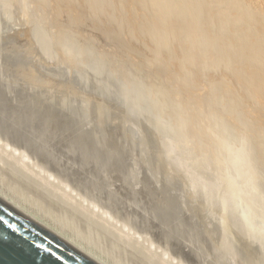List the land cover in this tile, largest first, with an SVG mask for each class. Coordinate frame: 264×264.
I'll return each instance as SVG.
<instances>
[{
  "label": "rangeland",
  "instance_id": "374dc122",
  "mask_svg": "<svg viewBox=\"0 0 264 264\" xmlns=\"http://www.w3.org/2000/svg\"><path fill=\"white\" fill-rule=\"evenodd\" d=\"M206 1L210 2V0H147L143 3L142 12L144 15L147 14V16L148 13L153 15L152 17L159 16V21L164 24L165 28H168L174 24L173 12L174 10H176V8L178 12L184 13L182 11L188 12V9H191L192 3L202 4V2ZM212 1V6L218 10H225L227 8L228 0ZM243 1L246 10L247 8L249 10L251 28L257 38L263 36L259 41L261 42L260 45L264 47V31H262L264 27V0ZM64 3L66 4L67 1H65ZM96 4V7H98L103 13V15L99 16V20L104 17H110L113 23H120V19L116 16L115 13L116 11H119L120 6L122 7L120 9H123V3L119 2V0H97ZM16 6V4H8L5 0H0V23L4 22L3 24H0V134H2L0 135V138H3V135H5L6 138L8 133H11V135H15L17 133L14 137L8 136V139L10 138L9 140L12 141V144L10 145L11 148L13 147L12 149H10V147H8L9 149L7 148V142L3 140L5 138L0 140V147H2L0 148V169H5L3 171L5 172V174H3V172L2 174L0 173V194L6 196L11 201H14L16 205L20 206L22 209L26 210L36 218H39V220H42L44 224L57 231L61 236L73 241L76 245L83 247V249L92 252L97 258H99L100 260H104L106 264H215V262H217L216 264H264V162H262L263 159H261V161L259 159L256 161L254 160L257 159L256 154H254L257 152V149L254 151L255 147L257 146V143H254L255 140L252 139L249 134L243 133L242 136H240L241 138L233 137L235 138V140L232 141V139H229V134L232 132V129H230L229 131H225L227 133L221 135L224 137V141L227 143V147L229 149L231 147V150L233 151L227 153L226 150H224V154V151H222L223 149H220V151H218L219 156H221V160L219 159V162H221L222 159L223 161L219 164V162H216L217 157H215L213 154H210L209 149L201 150L198 147L197 143L195 146L194 141L196 140L194 137H191L192 139L190 140V137H185V140H183L184 137L176 138L174 136L175 129L174 131H171L170 129L171 124L169 117L165 118L164 115L158 112V109L155 105L148 103L149 98L146 99V97H148L147 93L144 96L142 95L144 98L142 96L141 98L138 97L139 95H137L133 88L129 87L127 82H122V80H124L123 78H121L122 80L120 81L119 75H117L116 73H111L112 69H110L105 61H103L102 65H99L98 67V65L93 61L83 60L84 57L81 55L79 56L78 53L75 54L76 56H73L74 60L72 59L71 61H69L67 57L64 59V57L67 55L64 56L63 53H60L59 49H55L54 44H52L50 47L48 46V50H45V46H43V48L45 47L43 49L41 45H44L45 40L43 38L42 39L44 41L42 39L40 40L38 33L41 34L40 31L44 32V30H47L46 32L47 35H49L48 37H50L49 39L52 40L54 38L50 34V32H48L49 20L45 17L43 18V16H38L34 12L33 1L31 2L28 0V5L26 6V8L28 14L33 10V14L37 15L35 16V18L32 13L30 14L31 16H24L19 8H13L14 12L13 10L11 11L12 7ZM30 6L33 7L31 10ZM19 12H21L22 14H20ZM19 14L21 18L19 17ZM22 17L25 23L22 21ZM63 17L64 20H67L68 13H64ZM25 18L28 20H26ZM41 18L48 20V22L47 20H44L46 25L44 24L43 20L39 21L41 20ZM17 19L19 22L16 23ZM31 20L35 22L33 23ZM21 22L22 24L24 23V26L21 24ZM28 22H30V25L26 24ZM4 24L6 25V27H4ZM134 24L136 23L134 22ZM42 25L45 26L41 28ZM28 26L29 28H34H31L32 30L30 33L32 35L28 33L30 31ZM36 29L38 33L36 32ZM38 29L41 30L39 31ZM98 29L104 31L107 34H111L104 23L103 27H99ZM24 31H26V33ZM35 34L36 36H34ZM165 36L167 37V39H169L168 33H166ZM6 37H9L10 40L8 38L7 40ZM32 37L34 38V40L32 39L30 41V38ZM36 37L38 38V40ZM5 39L7 41H4ZM51 40L50 42H53L54 39L52 41ZM34 41L36 43H34ZM99 42H101V44L103 43L104 45V42L102 40H99ZM32 43L37 47H33ZM39 43H41V45ZM111 45L114 46V44L112 43L110 45H107L106 47ZM33 48L36 50L32 51ZM183 48L187 49L185 46ZM49 49H52L54 51ZM262 50L264 51V48ZM194 53L197 54L198 51L195 50ZM34 56H36V58ZM28 57L31 58L28 59ZM200 57L202 58L204 57V55L201 54ZM91 63L93 64V66ZM192 68L194 70L197 69L196 66H192ZM31 69L34 72L36 70L37 76L39 77V80H36L37 82H31L24 76V73ZM96 76L98 78H96ZM80 77L84 78L81 79ZM44 79L48 82H51L50 80H55V82H52L54 86H51L50 84V88H48L49 86L41 82L44 81ZM124 83H126V85ZM210 83V81H208L207 83L206 80L202 87L197 86L196 89L199 90L200 93H203V95L201 96H204L207 100L209 99L211 107L215 106V103L212 102L213 97L214 101H221L224 98L232 99L231 97L233 96L226 95L225 92L223 94V91L221 89H210V87L212 86V84ZM128 87L130 88V90L128 89ZM26 88H28L29 91ZM119 88H122V90H119ZM211 90L216 92L217 95L211 97ZM125 92L126 94H122ZM52 95L54 96L51 97ZM218 95L220 96L218 97ZM25 96L28 98V100L36 102L31 103L27 100V98H25ZM43 97L46 100H44ZM40 100L41 105L38 102ZM38 106L41 107V111L43 110L42 107L45 106L44 110L41 112ZM101 106L104 107L102 108ZM51 108L54 111H52ZM114 108L116 111L114 110ZM189 109L192 108L190 107ZM205 109L207 112L209 111L208 107H206ZM66 110L68 111L65 113ZM104 111H107V113H105ZM114 111L116 113V117L122 115L119 117L120 119L122 117L121 120L119 118H114ZM185 111V109L182 111L183 117L188 116V113H185ZM111 112H113L114 114H112ZM46 113L48 114V116ZM111 114L113 115V117ZM27 117L29 118L27 119ZM110 117L114 120H112ZM210 120L213 121V119ZM15 123H17L18 125ZM39 125L42 126L41 129ZM233 131L235 132V129ZM40 133L43 134L41 135ZM105 136H107L108 138ZM159 138L162 141H159ZM186 139L187 143L185 142ZM189 141L192 142H190V147L188 144ZM231 142H233L234 144ZM187 144L188 146H186ZM89 145H93V149H95V152L93 154L92 152L90 154L87 151V149L90 148ZM180 146L183 147L181 148ZM172 147L174 149L177 148V151L174 149L172 150ZM187 147L191 149L188 150ZM3 148H5L6 150ZM14 148H19V150H17L18 152ZM234 148H236L235 151ZM195 149L196 152H194L193 154L192 151H195ZM21 150L24 153H22ZM19 151L21 152L19 153ZM27 153L29 154L27 155ZM231 153L233 155L237 153V157L235 156L236 158L234 159V156L231 155ZM24 154L25 158L21 157ZM165 154L167 155L168 159ZM195 154L198 155L197 158ZM202 156L203 161L201 159ZM163 158H165V160ZM180 158H182L183 160ZM193 159L197 160L194 161ZM1 161L4 162L2 163ZM33 161H36V165L32 163ZM193 161L194 165H192ZM216 163H218L219 165ZM222 163L226 166L224 167ZM198 164L202 166L200 167ZM221 164L223 167H221ZM37 165H39V167ZM191 165L193 166V168H191ZM252 166L256 168H253ZM15 167L16 171L12 169ZM195 167L198 169H196ZM224 168L225 170H223ZM254 169L257 173H254ZM205 170L208 172H206ZM36 171L38 174L36 173ZM61 171L63 172L61 173ZM7 172H9L17 180H20L19 182L22 181L21 183L24 186L22 184H14L15 181L11 180V178L7 175L9 173ZM16 172L17 174H19L17 175ZM202 173H204V175ZM262 174L263 177L261 176ZM6 175L8 178H10L9 180ZM25 177H27L28 179H25ZM203 177L205 178L203 179ZM216 177L219 180L216 179ZM229 177H231L230 180ZM182 178L186 179L183 180ZM56 179L58 181H56ZM87 179L89 182L87 181ZM211 179L214 181H211ZM10 180L12 181L11 183L9 182ZM48 181H50L49 184ZM85 182H87L88 184ZM219 182H223L224 184H220ZM232 183H235L234 185L236 186H234ZM228 184L230 185L228 187H232V189H235L238 186L236 188L238 190H227ZM29 188L33 191L30 190V192ZM19 190L22 191L19 192ZM45 191H47V193ZM52 191H56L54 192L55 195H53ZM235 191H239L238 194H229V192ZM27 192L28 194H26ZM226 192H228V194H226ZM39 195H41L42 198H45L42 199ZM235 196L238 198H236ZM48 200L50 203L48 202ZM232 200L234 201V203ZM248 200L250 201L248 202ZM52 204H56L57 206H52ZM58 207L60 208L58 209ZM211 207H213V209H211ZM161 209L164 211H162ZM153 212L155 213V215ZM259 213L260 216L258 215ZM164 214L166 215V217ZM238 218H240V220ZM258 219H260L261 221ZM250 220H252L253 223ZM248 226H250L251 228ZM257 226H259V229L255 228ZM85 227L87 228V230ZM232 227L235 229H233ZM252 228L255 229L251 230ZM110 232L114 233L111 234ZM231 233L232 235H235L232 236ZM252 234H254L255 236ZM134 247H136V250L133 249ZM242 247L244 248V250ZM249 252L251 254H249ZM251 255L255 256V258ZM148 256L150 258H148ZM251 257L253 258L252 261ZM152 258L153 260H151Z\"/></svg>",
  "mask_w": 264,
  "mask_h": 264
},
{
  "label": "bare ground",
  "instance_id": "6f19581e",
  "mask_svg": "<svg viewBox=\"0 0 264 264\" xmlns=\"http://www.w3.org/2000/svg\"><path fill=\"white\" fill-rule=\"evenodd\" d=\"M8 4H16V7L19 8L24 16L34 15L35 12L38 16H43V18H47L49 20V31L52 37L53 42H50L51 39L47 35V30L39 31L37 29L36 32L39 35V39L42 38L45 40L44 45L39 43L42 48L46 47L45 50H48V46L50 47L52 44L55 45V49H59L60 53H63L64 59L67 57L69 61H71L76 56L75 54L83 56L86 61L95 62L98 67L102 65V62L105 61L110 69H112L111 73H116L120 76V81L123 78L122 82H127L130 88L139 95L141 98L143 95H148V103L153 104L158 109V112L165 116V118L169 117L170 120V129L174 131L175 129V137H194L195 146L196 143L198 147L202 149H209L210 154H213L217 157V161L221 160V156H219L220 149L222 151L226 150V152L233 151L227 147V143L224 141V137L221 134H225L232 129V132L229 134V139L235 140L242 136L243 133L249 134L252 139L255 140L254 143H257L254 151L257 152L256 160L263 159L264 162V51L262 50L264 47L260 45V41L262 37H256L250 22L249 10L244 6L243 0H228L227 8L225 10H218L212 6V0L202 2V4L192 3L191 9L186 11H182L184 13L178 12L177 8L174 10V24L168 28L164 27V24L159 21V16H154L148 13L143 14L142 7L143 3L147 0H119V2L123 3V9L120 6L119 11H116V16L120 19V23H113L110 17H104L99 20V16L103 15L101 10L96 7L97 0H65L67 3L65 4L63 0H29L33 1L34 8L30 6V10L33 8L32 12L28 14L26 6L28 5V0H5ZM177 1V0H176ZM2 2V1H1ZM30 3V2H29ZM5 4V2H4ZM120 4V3H119ZM31 5V4H30ZM109 5V4H108ZM121 5V4H120ZM163 5V4H162ZM179 5V4H178ZM164 6V5H163ZM8 7V6H6ZM109 7V6H108ZM184 7V3H183ZM219 7V6H218ZM2 8V7H1ZM5 8V7H3ZM107 8V7H106ZM29 9V7H28ZM150 9V8H149ZM2 10V9H1ZM9 10V9H8ZM7 10V12H8ZM117 10V9H116ZM134 10V11H133ZM151 10V9H150ZM158 10V9H157ZM5 11V10H4ZM10 11V12H11ZM3 12V11H2ZM14 12V10H13ZM19 12L20 14H22ZM186 12V13H185ZM64 13H68V19L64 20ZM146 13V12H145ZM151 13V12H150ZM12 14V13H11ZM19 14V17L21 18ZM8 15V13H7ZM34 15V18L35 16ZM3 16V14H2ZM132 16V18H131ZM33 17V16H32ZM16 18V16H15ZM18 18V17H17ZM41 20L46 25L45 21L47 19ZM92 18V19H91ZM23 19V17H22ZM20 19V20H22ZM26 19V18H25ZM29 19V17H28ZM26 19V20H28ZM45 20V21H44ZM47 20V22H48ZM99 20V21H92ZM11 21V20H10ZM16 21V20H15ZM24 23V19L22 20ZM32 21V20H31ZM37 21V22H39ZM1 22V21H0ZM13 22V21H12ZM11 22V23H12ZM19 22L18 19L16 23ZM33 22V21H32ZM35 22V21H34ZM33 22V23H34ZM106 22V23H105ZM134 22L136 24H134ZM4 23V22H3ZM0 23V24H3ZM23 23V24H24ZM32 23V24H33ZM103 23L107 26L108 31L111 34H107L102 30H99V27H103ZM113 23V24H112ZM22 24V22H21ZM22 24V25H23ZM30 25V22L26 23ZM31 24V26H32ZM40 24V23H39ZM43 24V23H41ZM5 25V24H4ZM3 25V26H4ZM15 25V24H14ZM13 25V26H14ZM45 25H42L41 28ZM112 25V26H110ZM2 26V28H3ZM10 26V25H9ZM18 26V24H17ZM24 26V25H23ZM110 26V27H109ZM261 26V25H260ZM1 27V25H0ZM6 27V25L4 26ZM15 27V26H14ZM20 27V26H19ZM47 27V26H46ZM29 28V26H28ZM29 28V32H31L32 28ZM40 28V27H38ZM44 29V28H43ZM42 29V30H43ZM47 29V28H46ZM262 29V28H261ZM3 30V29H2ZM9 30V29H7ZM14 30V29H13ZM12 30V31H13ZM17 30V29H16ZM1 31V30H0ZM28 31V30H27ZM264 31V27L262 29ZM26 33V31H24ZM35 32V33H36ZM46 32V33H45ZM256 32V31H255ZM33 33V32H32ZM45 33V34H44ZM169 34V39L165 36V34ZM31 34V33H30ZM49 34V33H48ZM22 35V34H21ZM32 35V34H31ZM13 36V35H12ZM36 36V34L34 35ZM33 36V37H34ZM44 36V37H43ZM11 37V36H10ZM16 37V36H15ZM21 37V36H19ZM30 38V41L34 38ZM9 37H6V39ZM37 38V37H36ZM4 41H7V40ZM42 39V40H43ZM1 40V39H0ZM10 40V39H9ZM38 40V38H37ZM36 40V42H37ZM43 40V41H44ZM51 40V41H52ZM99 40L104 42L101 44ZM3 41V40H2ZM34 41V43H36ZM5 43V42H4ZM114 44L106 47L107 45ZM33 44V43H32ZM31 44V45H32ZM140 44V45H139ZM2 45V44H1ZM5 45V44H4ZM37 47L33 44V47ZM39 46V45H38ZM186 47L187 49L183 48ZM10 47V46H9ZM44 47V48H45ZM57 47V48H56ZM43 48V49H44ZM52 48V49H54ZM98 50H97V49ZM38 49V48H37ZM49 49V50H52ZM36 49L33 48L32 51ZM44 50V51H45ZM197 50L198 53H194ZM1 51V50H0ZM3 51V50H2ZM54 51V50H52ZM47 52V51H46ZM51 52V51H50ZM57 52V51H56ZM42 53V52H41ZM55 53V52H54ZM58 53V52H57ZM8 54V53H7ZM34 54V53H33ZM32 54V55H33ZM53 54V53H52ZM203 54L204 57H200ZM3 55V54H2ZM11 55V54H10ZM15 56V55H14ZM19 56V55H18ZM22 56V55H21ZM61 56V55H60ZM36 58V56H34ZM6 58V57H5ZM4 58V60H5ZM31 57H28V59ZM58 58V57H57ZM60 58V57H59ZM198 58V59H197ZM7 59V58H6ZM27 59V58H26ZM45 59V58H44ZM74 60V59H73ZM108 60V61H107ZM8 61V60H7ZM34 61V60H33ZM6 62V61H5ZM9 62V61H8ZM46 63V62H45ZM60 63V62H59ZM73 63V62H72ZM85 63V62H84ZM10 64V63H9ZM25 64V63H24ZM28 64V63H27ZM92 64V63H91ZM8 65V63H7ZM66 65V64H65ZM69 65V64H68ZM80 65V64H79ZM40 66V65H39ZM72 66V65H71ZM93 66V64H92ZM192 66H196L197 69H193ZM6 67V66H5ZM42 67V66H41ZM49 67V66H48ZM56 67V66H54ZM79 67V66H78ZM84 67V66H83ZM82 67V68H83ZM77 68V66H76ZM4 69V68H3ZM9 69V68H7ZM17 69V68H16ZM20 70V69H18ZM23 70V69H22ZM39 70V69H38ZM69 70V69H68ZM74 70V69H73ZM85 70V69H84ZM88 70V69H87ZM10 72V71H9ZM20 72V71H19ZM45 72V71H44ZM8 73V72H7ZM85 73V72H84ZM87 73V72H86ZM98 73V72H97ZM2 74V73H1ZM95 74V73H93ZM109 74V73H108ZM9 75V74H8ZM18 75V74H17ZM22 76V75H21ZM24 76L31 82L39 80L36 70L35 72L31 69L24 73ZM72 76V75H71ZM76 76V75H75ZM110 76V75H109ZM2 78V77H1ZM63 78V77H62ZM81 78V77H80ZM82 77L81 79H83ZM87 78V77H86ZM85 78V79H86ZM96 78H98L96 76ZM118 78V77H117ZM50 79V78H49ZM59 79V78H58ZM71 79V78H70ZM116 79V78H115ZM119 79V78H118ZM109 80V79H108ZM117 80V79H116ZM207 80L210 81L212 86L210 89H221L226 93V95H231L232 99H222L221 101H214V97L212 98V102L215 103L214 107H211L209 103V99L207 100L200 93L196 87H202L204 82ZM41 81V80H40ZM48 82L44 79L43 82L48 88L53 85V81ZM59 81V80H58ZM12 82V81H11ZM30 82V83H31ZM37 82V81H36ZM65 82V81H64ZM94 82V81H93ZM108 82V81H107ZM110 82V81H109ZM26 83V82H25ZM89 83V82H88ZM114 83V82H113ZM118 83V82H117ZM27 84V83H26ZM34 84V83H32ZM87 84V83H86ZM105 84V83H104ZM126 85V83H124ZM121 84V85H124ZM31 85V84H30ZM92 85V82H91ZM9 86V85H8ZM34 86V85H33ZM40 86V85H38ZM37 86V87H38ZM54 86V85H53ZM78 86V85H77ZM87 86V85H86ZM89 86V85H88ZM95 86V85H94ZM102 86V84H101ZM121 87V86H119ZM123 87V86H122ZM128 89L130 90V88ZM41 88V87H40ZM43 88V87H42ZM92 88V87H91ZM90 88V89H91ZM126 88V87H125ZM28 90V88H26ZM53 89V88H52ZM124 89V88H123ZM46 90V89H45ZM48 90V89H47ZM60 90V89H59ZM108 90V89H107ZM111 90V89H110ZM109 90V92H110ZM119 90H122V88ZM126 90V89H125ZM123 90V91H125ZM29 91V90H28ZM42 91V90H41ZM53 91V90H52ZM64 91V90H63ZM89 91V90H88ZM94 91V90H93ZM145 91V92H144ZM50 92V91H49ZM57 92V91H56ZM69 92V91H68ZM71 92V91H70ZM133 92V91H132ZM19 93V92H18ZM31 93V92H30ZM29 93V94H30ZM38 93V92H36ZM35 93V95H36ZM41 93V92H40ZM48 93V91H47ZM101 93V92H100ZM119 93V92H118ZM211 97L217 95L216 92L211 90ZM44 94V93H43ZM55 94V93H54ZM106 94V93H105ZM122 94H126L122 93ZM219 94V93H218ZM34 95V93H33ZM32 95V96H33ZM42 95V94H41ZM63 95V94H62ZM198 95V96H197ZM225 95V97H226ZM46 96V95H45ZM52 95L51 97H53ZM142 96V97H143ZM220 95H218L219 97ZM31 97V96H30ZM36 97V96H35ZM47 97V96H46ZM59 97V95H58ZM210 97V98H211ZM224 97V96H223ZM228 97V96H227ZM25 98H27L25 96ZM34 98V97H33ZM44 98V97H43ZM112 98V97H111ZM144 98V97H143ZM208 98V96H207ZM37 99V98H36ZM64 99V98H63ZM28 100V98H27ZM24 100V101H27ZM35 100V99H34ZM38 100V99H37ZM44 100H46L44 98ZM107 100V99H106ZM118 100V99H117ZM216 100V99H215ZM30 101V100H28ZM59 101V100H58ZM23 102V101H21ZM31 103H35L36 101H30ZM39 103L41 102L38 101ZM29 103V102H28ZM45 103V102H43ZM110 103V102H109ZM145 103V101H144ZM217 103V106H216ZM22 104V103H21ZM26 104V103H25ZM147 104V103H146ZM200 104V105H198ZM41 105V103H40ZM46 105V104H45ZM124 105V104H123ZM219 105V106H218ZM23 106V105H22ZM36 106V105H35ZM34 106V107H35ZM54 106V105H53ZM89 106V105H88ZM107 106V105H106ZM109 106V105H108ZM113 106V105H112ZM118 106V104H117ZM151 106V105H150ZM149 106V107H150ZM261 106V107H260ZM39 110H40V106ZM45 107V106H44ZM44 107L43 110H44ZM56 107V106H55ZM66 107V106H65ZM102 107V106H101ZM104 107V106H103ZM102 107V108H103ZM133 107V106H132ZM131 107V108H132ZM148 107V108H149ZM152 107V106H151ZM154 107V106H153ZM192 109H189V108ZM206 107H208L209 111H206ZM37 108V107H36ZM34 108V109H36ZM109 108V107H108ZM58 109V107H57ZM112 109V108H111ZM134 109V108H133ZM138 109V108H136ZM186 110L185 113H188V116L183 117L182 111ZM38 110V109H37ZM42 110V111H43ZM52 110V108H51ZM100 110V109H99ZM104 110V109H103ZM115 110V108H114ZM41 111V110H40ZM39 111V113H40ZM41 111V112H42ZM54 111V110H52ZM68 110L65 111V113ZM70 111V110H69ZM98 111V109H97ZM108 111V110H107ZM107 111L105 113H107ZM110 111V110H109ZM116 111V110H115ZM114 111V113H115ZM125 111V110H124ZM9 112V111H8ZM36 112V111H35ZM56 112V110H55ZM103 112V111H102ZM97 113V112H95ZM109 113V112H108ZM114 114L113 112H111ZM122 113V112H121ZM11 114V113H10ZM47 114V113H46ZM71 114V113H70ZM73 114V113H72ZM99 114V113H98ZM102 114V113H101ZM111 114V115H112ZM13 115V114H11ZM37 115V114H36ZM44 115V114H43ZM92 115V114H91ZM110 115V116H111ZM155 115V114H153ZM161 115V116H162ZM245 115V116H244ZM14 116V115H13ZM48 116V114H47ZM102 116V115H101ZM108 116V115H107ZM106 116V117H107ZM114 118H119L122 115H114ZM19 117V116H18ZM59 117V116H58ZM82 117V116H81ZM97 117V116H96ZM105 117V116H104ZM113 117V115H112ZM147 117V116H146ZM158 117V116H157ZM5 118V117H4ZM29 117H27L28 119ZM43 118V117H42ZM51 118V117H50ZM69 118V117H68ZM74 118V117H73ZM98 118V117H97ZM111 118V117H110ZM163 118V116H162ZM1 119V118H0ZM8 119V118H7ZM13 119V118H12ZM11 119V121H12ZM19 119V118H18ZM31 119V118H30ZM61 119V118H60ZM59 119V120H60ZM75 119V118H74ZM73 119V120H74ZM112 119V118H111ZM120 119V118H119ZM122 119V117H121ZM120 119V120H121ZM124 119V118H123ZM164 119V118H163ZM210 119H213L211 121ZM15 120V119H14ZM54 120V118H53ZM114 120V119H112ZM8 121V120H7ZM20 121V120H19ZM45 121V120H44ZM97 121V120H96ZM127 121V120H126ZM167 121V120H166ZM15 122V121H14ZM30 122V121H29ZM32 122V121H31ZM72 122V121H71ZM74 122V121H73ZM114 122V121H113ZM155 122V121H154ZM6 123V122H4ZM8 123V122H7ZM40 123V122H39ZM59 123V122H58ZM97 123V122H96ZM104 123V122H103ZM169 123V122H167ZM9 124V123H8ZM14 124V123H13ZM17 124V123H15ZM28 124V123H27ZM42 124V123H41ZM79 124V123H78ZM101 124V123H100ZM116 124V123H115ZM126 124V123H125ZM166 124V123H165ZM18 125V124H17ZM29 125V124H28ZM121 125V124H120ZM163 125V124H162ZM1 126V125H0ZM12 126V125H11ZM37 126V125H36ZM40 126V125H39ZM45 126V125H43ZM65 126V125H64ZM70 126V125H69ZM119 126V125H118ZM237 126V127H234ZM7 127V126H6ZM5 127V128H6ZM33 127V126H32ZM42 126H40L41 129ZM62 127V126H61ZM19 128V127H18ZM49 128V127H48ZM227 128V129H226ZM238 128V129H236ZM7 129V128H6ZM43 129V128H42ZM75 129V128H74ZM235 129V132L233 131ZM3 130V129H2ZM33 130V129H31ZM80 130V129H79ZM168 130V129H167ZM11 131V130H10ZM17 131V129H16ZM43 131V130H41ZM15 132V131H14ZM105 132V131H104ZM221 132V133H220ZM8 133V131H7ZM39 133V132H38ZM17 134V133H16ZM15 134V135H16ZM37 134V132H36ZM41 134V133H40ZM43 134V133H42ZM41 134V135H42ZM2 135V134H0ZM15 135H11L8 133L7 137L5 135L0 138V140H5L7 142V148H11L12 141L8 139V136L14 137ZM55 135V134H54ZM19 136V135H18ZM24 136V135H23ZM40 136V135H39ZM44 136V135H43ZM64 136V135H63ZM247 136V135H246ZM249 136V138H250ZM33 137V136H32ZM107 137V136H105ZM162 137V136H161ZM228 137V136H227ZM235 137V138H233ZM26 138V137H25ZM42 138V137H40ZM108 138V137H107ZM241 138V137H240ZM59 139V138H58ZM160 139V138H159ZM17 140V139H16ZM22 140V139H21ZM182 140V142H183ZM19 141V140H18ZM27 141V140H26ZM29 141V140H28ZM43 141V139H42ZM41 141V142H42ZM45 141V140H44ZM69 141V140H68ZM91 141V140H90ZM111 141V140H110ZM159 141H162L161 139ZM158 141V142H159ZM4 142V141H2ZM22 142V141H20ZM55 142V141H54ZM169 142V141H168ZM171 142V141H170ZM178 142V141H177ZM187 143V139L185 141ZM191 141L188 142L189 147L191 145ZM235 142V141H234ZM40 143V142H39ZM151 143V142H150ZM149 143V144H150ZM173 143V142H172ZM185 143V144H186ZM233 143V142H231ZM6 144V143H5ZM26 144V142H25ZM47 144V143H46ZM171 144V143H170ZM174 144V143H173ZM188 144L186 146H188ZM234 144V143H233ZM16 145V144H15ZM44 145V144H43ZM42 145V146H43ZM68 145V144H67ZM181 145V144H180ZM193 145V144H192ZM232 145V144H228ZM238 145V144H237ZM4 146V145H3ZM20 146V145H17ZM24 146V145H23ZM56 146V145H55ZM90 148L87 151L91 154L95 152L93 149V145H89ZM87 146V147H89ZM175 146V145H174ZM194 146V145H193ZM27 147V146H26ZM44 147V146H43ZM76 147V146H75ZM171 147V146H170ZM178 147V144H177ZM181 148L183 146H180ZM179 147V148H180ZM197 147V148H198ZM234 147V146H233ZM2 148V147H0ZM157 148V147H156ZM195 148V147H194ZM193 148V149H194ZM196 148V149H197ZM247 148V147H246ZM5 149V148H3ZM9 149V148H8ZM16 151L19 148H14ZM29 149V147H28ZM31 149V148H30ZM174 148L172 147V150ZM175 148L174 150H176ZM187 149H191L188 148ZM195 151H192L193 154ZM236 148H234L235 151ZM244 149V148H243ZM6 150V149H5ZM3 150V151H5ZM27 150V149H26ZM46 150V149H45ZM66 150V149H65ZM155 150V149H154ZM153 150V151H154ZM198 150V149H197ZM208 150V151H209ZM11 151V150H9ZM22 151V150H21ZM19 151V153L21 152ZM36 151V150H35ZM67 151V150H66ZM85 151V150H84ZM109 151V150H108ZM177 151V150H176ZM181 151V150H179ZM8 152V151H7ZM6 152V153H7ZM18 152V151H17ZM175 152V151H174ZM190 152V153H192ZM244 152V151H243ZM9 153V152H8ZM16 153V152H15ZM22 153H24L22 151ZM36 153V152H35ZM49 153V152H48ZM55 153V152H54ZM53 153V154H54ZM57 153V152H56ZM76 153V152H75ZM79 153V152H78ZM157 153V152H156ZM162 153V151H161ZM181 153V152H180ZM179 153V154H180ZM208 153V152H207ZM225 154V151L223 152ZM251 153V152H250ZM26 154V153H25ZM25 154L21 157L25 158ZM29 153H27L28 155ZM32 154V153H31ZM43 154V153H42ZM110 154V153H109ZM192 154V155H193ZM221 154V153H220ZM253 154V153H252ZM14 155V154H13ZM26 155V156H27ZM164 155V154H163ZM176 155V154H175ZM196 155V154H195ZM230 155V154H229ZM231 155H233L231 153ZM237 153L234 156V159L237 157ZM243 155V154H241ZM249 155V154H248ZM162 156V155H161ZM167 157V155L165 154ZM163 156V157H165ZM190 156V154H189ZM198 155H196L197 158ZM204 156V155H203ZM202 156V161H203ZM208 156V155H207ZM236 156V157H235ZM245 156V155H244ZM20 157V156H19ZM30 157V156H29ZM133 157V156H132ZM149 157V156H148ZM157 157V156H156ZM179 157V156H178ZM201 157V156H200ZM223 157V156H222ZM239 157V155H238ZM255 157V156H254ZM2 158V157H1ZM10 158V157H9ZM28 158V157H27ZM26 158V159H27ZM31 158V157H30ZM29 158V159H30ZM73 158V157H72ZM130 158V157H129ZM159 158V156H158ZM172 158V157H171ZM187 158V156H186ZM205 158V156H204ZM232 158V156H231ZM242 158V157H241ZM13 159V158H11ZM61 159V158H60ZM68 159V158H67ZM134 159V158H133ZM165 160V158H163ZM168 159V157H167ZM182 159V158H180ZM191 159V158H190ZM189 159V160H190ZM206 159V158H205ZM226 159V157H225ZM8 160V159H7ZM25 160V159H24ZM33 160V159H31ZM41 160V159H40ZM66 160V159H65ZM158 160V159H157ZM183 160V159H182ZM188 160V158H187ZM185 160V161H187ZM196 161L195 159H193ZM200 160V159H198ZM208 160V159H207ZM214 160V159H213ZM231 160V159H230ZM61 161V160H60ZM113 161V160H111ZM135 161V160H134ZM181 161V160H180ZM194 161L192 165H194ZM223 161V159H222ZM221 161V162H222ZM225 161V160H224ZM232 161V160H231ZM259 161V162H260ZM2 162V161H1ZM4 162V161H3ZM2 162V163H3ZM9 162V161H7ZM12 162V161H11ZM14 162V161H13ZM17 162V161H16ZM19 162V161H18ZM31 162V161H30ZM36 162V161H35ZM35 162L32 163L34 165ZM183 162V161H182ZM189 162V161H188ZM215 162V161H214ZM219 162V164L221 163ZM226 162V161H225ZM248 162V161H247ZM246 162V163H247ZM252 162V161H251ZM110 163V160H109ZM108 163V164H109ZM138 163V162H137ZM163 163V162H160ZM171 163V162H170ZM196 163V162H195ZM224 163V162H223ZM222 163V164H223ZM257 163V162H256ZM19 164V163H18ZM200 164V162H199ZM198 164V165H199ZM203 164V163H202ZM213 164V163H212ZM218 164V163H216ZM215 164V165H216ZM218 164V165H219ZM221 167H225L223 164ZM227 164V163H226ZM231 164V163H230ZM253 164V163H252ZM10 165V164H9ZM13 165V164H12ZM24 165V164H23ZM169 165V164H168ZM189 165V164H188ZM191 165V166H192ZM204 165V164H203ZM211 165V164H210ZM233 165V162H232ZM259 165V164H258ZM11 166V165H10ZM9 166V167H10ZM25 166V165H24ZM39 167V165H37ZM63 166V165H62ZM179 166V165H177ZM196 166V165H195ZM200 166V165H199ZM202 166V165H201ZM200 166V167H201ZM217 166V165H216ZM21 167V166H20ZM23 167V166H22ZM29 167V166H26ZM25 167V168H26ZM74 167V166H73ZM106 167V166H105ZM170 167V166H169ZM184 167V166H183ZM189 167V166H187ZM210 167V166H209ZM231 167V166H230ZM242 167V166H241ZM249 167V166H248ZM253 167V166H252ZM259 167V166H257ZM37 168V167H36ZM99 168V167H98ZM193 168V166L191 167ZM196 168V167H195ZM212 168V167H211ZM218 168V167H217ZM232 168V167H231ZM235 168V166H234ZM237 168V167H236ZM256 168V167H253ZM12 169H16L12 168ZM28 169V168H27ZM33 169V168H32ZM163 169V167H162ZM188 169V168H187ZM198 169V168H196ZM219 169V168H218ZM245 169V168H244ZM259 169V168H257ZM5 170V169H4ZM0 169V173L4 171ZM19 170V169H18ZM17 170V171H18ZM25 170V169H24ZM39 170V169H38ZM66 170V169H65ZM90 170V169H89ZM190 170V169H189ZM225 170V168L223 169ZM16 171V170H15ZM21 171V170H20ZM19 171V172H20ZM40 171V170H39ZM69 171V170H68ZM101 171V170H100ZM194 171V170H193ZM202 171V170H200ZM204 171V169H203ZM206 171V170H205ZM233 171V169H232ZM247 171V170H246ZM250 171V170H249ZM248 171V172H249ZM254 173L255 169L253 170ZM263 171V170H262ZM14 172V171H13ZM43 172V171H42ZM49 172V171H48ZM63 171H61L62 173ZM98 172V171H97ZM195 172V171H194ZM197 172V171H196ZM208 172V171H206ZM259 172V171H258ZM9 173V172H7ZM6 173V174H7ZM37 173V171H36ZM191 173V172H189ZM188 173V174H189ZM199 173V172H198ZM226 173V172H225ZM261 173V172H260ZM5 174V172H3ZM17 174V172H16ZM19 174V173H18ZM17 174V175H18ZM38 174V173H37ZM195 174V173H192ZM204 175V173H202ZM212 174V173H211ZM218 174V173H217ZM233 174V173H232ZM264 174V173H263ZM263 174L261 175L263 177ZM11 180L15 181L14 184H22L10 173L7 174ZM6 175V177H7ZM23 175V173H22ZM27 175V174H26ZM32 175V174H31ZM53 175V174H52ZM112 175V174H111ZM125 175V174H124ZM179 175V174H178ZM198 175V174H197ZM228 175V174H227ZM234 175V174H233ZM232 175V176H233ZM247 175V174H246ZM251 175V174H250ZM5 176V175H3ZM20 176V175H19ZM70 176V175H69ZM109 176V175H108ZM159 176V175H158ZM195 176V175H194ZM215 176V174H214ZM220 176V174H219ZM224 176V175H223ZM248 176V175H247ZM256 176V175H255ZM259 176V175H258ZM257 176V177H258ZM5 177V178H6ZM32 177V176H30ZM63 177V176H62ZM179 177V176H178ZM213 177V176H212ZM227 177V176H226ZM245 177V176H244ZM8 178V177H7ZM8 178V180L10 179ZM27 177H25L26 179ZM180 178V177H179ZM205 177H203L204 179ZM210 178V177H209ZM228 178V177H227ZM231 177H229L230 180ZM261 178V177H260ZM259 178V179H260ZM3 179V178H2ZM28 179V178H27ZM34 179V178H32ZM46 179V178H45ZM92 179V178H91ZM183 180L186 178H182ZM200 179V178H199ZM208 179V178H207ZM206 179V180H207ZM216 179H218L216 177ZM215 179V181H216ZM223 179V178H221ZM225 179V178H224ZM233 179V178H232ZM256 179V177H255ZM258 179V180H259ZM264 179V177H263ZM9 181L10 183L12 181ZM31 180V179H30ZM36 180V179H35ZM54 180V179H53ZM197 180V179H196ZM205 180V181H206ZM219 180V179H218ZM245 180V179H244ZM251 180V179H250ZM261 180V179H260ZM41 181V180H40ZM56 181H58L56 179ZM86 181V180H85ZM88 181V179H87ZM156 181V180H155ZM211 181H214L211 179ZM228 181V180H227ZM226 181V182H227ZM238 181V180H237ZM236 181V182H237ZM249 181V180H248ZM262 181V180H261ZM18 182V183H17ZM43 182V181H42ZM45 182V181H44ZM50 181H48L49 184ZM82 182V181H81ZM80 182V183H81ZM89 182V181H88ZM209 182V181H208ZM218 182V181H217ZM221 182V181H220ZM219 182V183H220ZM225 182V183H226ZM256 182V180H255ZM263 182V181H262ZM40 183V182H39ZM60 183V182H59ZM79 183V184H80ZM87 183V182H85ZM96 183V182H95ZM213 183V182H212ZM223 183V182H222ZM220 183V184H222ZM243 183V182H242ZM247 183V182H246ZM33 184V183H32ZM51 184V183H50ZM73 184V183H72ZM88 184V183H87ZM94 184V182H93ZM188 184V183H187ZM209 184V183H208ZM224 184V183H223ZM233 185L235 183H232ZM262 184V183H261ZM23 185V184H22ZM41 185V184H40ZM84 185V184H83ZM82 185V186H83ZM205 185V184H204ZM245 185V184H244ZM250 185V184H249ZM253 185V184H252ZM255 185V184H254ZM14 186V185H11ZM24 186V185H23ZM44 186V185H43ZM67 186V185H66ZM163 186V185H162ZM195 186V185H193ZM221 186V185H220ZM219 186V187H220ZM224 186V185H223ZM230 186L229 184L227 187ZM236 186V185H234ZM240 186V185H239ZM20 187V186H19ZM22 187V186H21ZM39 187V186H38ZM53 187V185H52ZM55 187V186H54ZM109 187V186H108ZM215 187V185H214ZM226 187V186H225ZM238 187V186H237ZM236 187V188H237ZM16 188V187H15ZM42 188V186H41ZM39 188V189H41ZM57 188V187H56ZM67 188V187H66ZM82 188V187H81ZM201 188V187H200ZM203 188V187H202ZM232 189V187H228L227 190H238ZM245 188V187H244ZM18 189V188H17ZM20 189V188H19ZM44 189V188H43ZM49 189V188H48ZM51 189V188H50ZM60 189V188H59ZM93 189V188H91ZM109 189V188H108ZM196 189V188H195ZM213 189V188H212ZM243 189V188H242ZM33 191L29 188V191ZM45 190V189H44ZM55 190V189H54ZM66 190V189H65ZM197 190V189H196ZM201 190V189H200ZM222 190V189H221ZM258 190V189H257ZM18 191V190H16ZM22 190H19L21 192ZM30 191V192H31ZM49 191V190H48ZM57 191V190H56ZM54 191V192H56ZM110 191V190H109ZM250 191V190H249ZM262 191V190H261ZM26 192V191H25ZM35 192V191H34ZM47 193V191H45ZM53 192V191H52ZM53 192V195H55ZM76 192V191H74ZM114 192V191H113ZM174 192V191H173ZM209 192V191H208ZM239 192V191H238ZM238 192H229L236 193ZM245 192V190H244ZM247 192V190H246ZM36 193V192H35ZM59 193V192H58ZM102 193V192H101ZM128 193V192H127ZM221 193V192H220ZM28 194V192L26 193ZM68 194V193H67ZM202 194V192H201ZM205 194V193H204ZM219 194V193H218ZM228 194V192H226ZM32 195V194H31ZM58 195V194H57ZM56 195V197H57ZM82 195V194H81ZM209 195V194H208ZM207 195V196H208ZM213 195V194H212ZM221 195V194H220ZM232 195V194H230ZM37 196V195H36ZM41 196V195H39ZM133 196V195H132ZM201 196V195H199ZM222 196V195H221ZM226 196V195H225ZM238 196V195H237ZM245 196V195H244ZM1 199L5 200L9 204L13 205L23 214L27 215L29 218L35 220L39 224L45 226L65 241L73 245L75 248L83 252L87 257L92 259L98 264H106L104 260H100L97 258L92 252L83 249V247L76 245L73 241L67 239L66 237L61 236L57 231L53 230L46 224L36 218L26 210L22 209L20 206L16 205L14 201H11L6 196L0 194ZM32 197V196H31ZM53 197V196H52ZM64 197V196H63ZM205 197V196H204ZM229 197V196H227ZM232 197V196H231ZM236 197V196H235ZM234 197V199H235ZM243 197V196H241ZM42 198V196L40 197ZM45 198V197H43ZM42 198V199H43ZM55 198V197H54ZM65 198V197H64ZM82 198V197H81ZM209 198V197H208ZM221 198V197H220ZM238 198V197H236ZM247 198V197H245ZM73 199V198H72ZM96 199V198H95ZM111 199V198H110ZM206 199V198H204ZM213 199V198H212ZM228 199V198H227ZM252 199V198H251ZM58 200V199H57ZM81 200V199H80ZM201 200V199H200ZM254 200V199H253ZM60 201V200H59ZM68 201V200H67ZM94 201V200H93ZM205 201V200H202ZM208 201V200H206ZM219 201V200H218ZM233 201V200H232ZM236 201V199H235ZM250 200H248L249 202ZM49 202V200H48ZM86 202V201H85ZM95 202V201H94ZM127 202V201H126ZM50 203V202H49ZM67 203V202H66ZM99 203V202H98ZM180 203V202H179ZM196 203V202H195ZM211 203V202H210ZM221 203V202H220ZM234 203V201H233ZM252 203V202H251ZM70 204V203H68ZM81 204V203H80ZM88 204V203H87ZM124 204V203H123ZM132 204V203H131ZM239 204V203H238ZM56 204H52V206ZM230 205V204H229ZM232 205V204H231ZM254 205V204H253ZM83 206V205H81ZM100 206V205H99ZM200 206V205H198ZM204 206V204H203ZM212 206V205H211ZM228 206V205H226ZM242 206V205H241ZM247 206V205H246ZM249 206V205H248ZM69 207V206H68ZM217 207V206H216ZM220 207V206H219ZM218 207V208H219ZM233 207V206H232ZM237 207V205H236ZM235 207V208H236ZM240 207V206H239ZM238 207V208H239ZM60 207H58L59 209ZM81 208V207H80ZM140 208V207H139ZM142 208V207H141ZM243 208V207H242ZM251 208V207H250ZM256 208V207H255ZM262 208V207H261ZM82 209V208H81ZM84 209V208H83ZM97 209V208H96ZM99 209V208H98ZM111 209V208H110ZM109 209V210H110ZM157 209V208H156ZM192 209V208H191ZM213 209V207H211ZM215 209V208H214ZM234 209V208H233ZM244 209V208H243ZM252 209V208H251ZM77 210V209H76ZM80 210V209H79ZM162 210V209H161ZM208 210V209H206ZM222 210V209H221ZM228 210V209H227ZM231 210V209H230ZM262 210V209H261ZM75 211V210H74ZM100 211V210H99ZM123 211V210H122ZM136 211V210H135ZM164 211V210H162ZM167 211V210H166ZM169 211V210H168ZM91 212V211H90ZM144 212V211H143ZM212 212V211H211ZM239 212V211H238ZM241 212V211H240ZM252 212V211H251ZM261 212V211H260ZM65 213V212H64ZM89 213V212H88ZM92 213V212H91ZM151 213V212H150ZM154 213V212H153ZM163 213V212H162ZM185 213V212H184ZM219 213V212H218ZM242 213V212H241ZM84 214V213H83ZM82 214V215H83ZM96 214V213H95ZM159 214V213H157ZM226 214V213H223ZM220 214V215H223ZM230 214V213H229ZM253 214V213H252ZM132 215V214H131ZM152 215V214H151ZM155 215V213H154ZM165 215V214H164ZM210 215V214H209ZM219 215V214H218ZM231 215V214H230ZM229 215V216H230ZM247 215V214H245ZM244 215V216H245ZM260 216V213L258 214ZM91 216V215H90ZM106 216V215H105ZM109 216V215H108ZM134 216V215H133ZM146 216V215H144ZM158 216V215H157ZM170 216V215H169ZM172 216V215H171ZM232 216V215H231ZM239 216V214H238ZM257 216V215H256ZM83 217V216H82ZM118 217V216H117ZM127 217V216H126ZM155 217V216H154ZM166 217V215H165ZM134 218V217H133ZM136 218V217H135ZM139 218V217H138ZM168 218V217H167ZM210 218V217H209ZM225 218V217H224ZM227 218V216H226ZM247 218V217H246ZM249 218V216H248ZM91 219V218H90ZM89 219V220H90ZM102 219V218H101ZM175 219V218H174ZM240 220V218H238ZM243 219V218H242ZM245 219V218H244ZM263 219V218H262ZM129 220V219H128ZM134 220V219H133ZM136 220V219H135ZM160 220V219H158ZM176 220V219H175ZM183 220V219H182ZM227 220V219H226ZM237 220V219H236ZM260 220V219H258ZM123 221V220H122ZM252 222V220H250ZM261 221V220H260ZM92 222V221H89ZM100 222V221H99ZM125 222V221H124ZM129 222V221H128ZM234 222V221H233ZM46 223V222H45ZM154 223V222H153ZM250 223V222H249ZM253 223V222H252ZM251 223V224H252ZM264 223V222H263ZM97 224V223H96ZM106 224V222H105ZM138 224V223H137ZM210 224V223H209ZM231 224V223H230ZM255 224V223H254ZM145 225V224H144ZM222 225V224H221ZM229 225V224H228ZM233 225V224H232ZM231 225V226H232ZM244 225V224H243ZM95 226V225H94ZM100 226V225H98ZM206 226V225H205ZM225 226V225H224ZM254 226V225H253ZM262 226V225H260ZM140 227V226H139ZM201 227V226H200ZM237 227V226H236ZM250 227V226H248ZM259 226L255 227L258 228ZM86 228V227H85ZM102 228V227H101ZM128 228V227H127ZM142 228V227H141ZM229 228V227H228ZM233 228V227H232ZM251 228V227H250ZM252 228L251 230L255 229ZM263 228V227H262ZM108 229V228H107ZM114 229V227H113ZM235 229V228H233ZM259 229V228H258ZM87 230V228H86ZM102 230V229H101ZM106 230V229H105ZM118 230V229H117ZM124 230V229H123ZM159 230V229H158ZM232 230V229H231ZM229 230V231H231ZM249 230V229H248ZM104 231V230H103ZM199 231V230H198ZM236 231V230H235ZM246 231V230H245ZM259 231V230H257ZM264 231V230H263ZM130 232V231H129ZM134 232V231H133ZM255 232V231H254ZM253 232V233H254ZM111 233V232H110ZM114 233V232H113ZM111 233V234H113ZM121 233V231H120ZM126 233V232H125ZM261 233V232H260ZM264 233V232H263ZM138 234V233H137ZM237 234V233H236ZM240 234V233H238ZM258 234V233H257ZM262 234V233H261ZM96 235V234H95ZM120 235V234H119ZM126 235V234H125ZM232 235V233H231ZM235 235V234H233ZM232 235V236H233ZM242 235V234H241ZM254 235V234H252ZM251 235V236H252ZM260 235V234H259ZM115 236V235H114ZM246 236V235H244ZM255 236V235H254ZM258 236V235H257ZM96 237V236H95ZM121 237V236H120ZM156 237V236H155ZM188 237V236H187ZM200 237V235H199ZM203 237V236H202ZM250 237V236H249ZM97 238V237H96ZM186 238V237H185ZM240 238V237H239ZM99 239V238H98ZM209 239V238H208ZM207 239V240H208ZM237 239V238H236ZM251 239V238H250ZM264 239V238H263ZM120 240V239H119ZM118 240V241H119ZM255 240V239H253ZM149 241V240H148ZM264 241V240H263ZM123 242V241H122ZM135 242V241H134ZM222 242V241H221ZM262 242V241H261ZM121 243V242H120ZM124 243V242H123ZM206 243V242H205ZM235 243V242H234ZM122 244V243H121ZM236 244V243H235ZM82 245V244H81ZM154 246V245H152ZM198 246V244H197ZM190 247V246H189ZM195 247V246H194ZM134 247L133 249H135ZM205 248V247H204ZM203 248V249H204ZM243 248V247H242ZM202 249V250H203ZM237 249V248H236ZM254 249V248H253ZM136 250V249H135ZM134 250V251H135ZM187 250V249H186ZM194 250V249H193ZM192 250V251H193ZM244 250V248H243ZM138 251V250H137ZM248 251V250H247ZM139 252V251H138ZM148 252V251H147ZM233 252V251H232ZM245 252V251H244ZM255 252V251H254ZM253 252V253H254ZM215 253V252H214ZM138 254V253H137ZM142 254V253H141ZM240 254V253H239ZM249 254H251L249 252ZM257 254V252H256ZM236 255V253H235ZM246 255V254H245ZM244 256V255H243ZM252 256V255H251ZM158 257V256H157ZM167 257V256H166ZM198 257V256H197ZM196 257V259H197ZM255 258V256H252ZM251 257V258H252ZM147 258V257H146ZM148 258H150L148 256ZM162 259V258H161ZM215 259V258H214ZM235 259V258H234ZM153 260V258L151 259ZM205 260V259H204ZM239 260V259H238ZM253 258L251 259V261ZM256 260V259H254ZM244 261V260H243ZM250 261V262H251ZM263 261V260H261ZM166 262V261H165ZM212 262V260H211ZM214 262V261H213ZM237 262V261H236ZM249 262V263H250ZM259 262V261H258ZM135 263V262H134ZM189 263V262H188ZM210 263V262H209ZM217 262H215L216 264ZM256 263V262H255ZM252 264V263H251ZM260 264V263H259Z\"/></svg>",
  "mask_w": 264,
  "mask_h": 264
},
{
  "label": "water",
  "instance_id": "95a60500",
  "mask_svg": "<svg viewBox=\"0 0 264 264\" xmlns=\"http://www.w3.org/2000/svg\"><path fill=\"white\" fill-rule=\"evenodd\" d=\"M0 264H98L0 197Z\"/></svg>",
  "mask_w": 264,
  "mask_h": 264
}]
</instances>
